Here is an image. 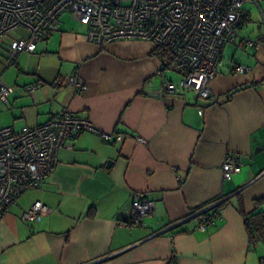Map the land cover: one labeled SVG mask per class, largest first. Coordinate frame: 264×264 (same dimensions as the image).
I'll return each mask as SVG.
<instances>
[{
  "label": "crops",
  "instance_id": "obj_1",
  "mask_svg": "<svg viewBox=\"0 0 264 264\" xmlns=\"http://www.w3.org/2000/svg\"><path fill=\"white\" fill-rule=\"evenodd\" d=\"M245 10L207 99L191 91L156 97L165 58L153 43L96 45L87 41L86 25L62 21L67 12L58 30L43 32L13 65L6 64L10 40L27 32L15 29L0 40V80L14 87L0 102V127L36 126L67 108L101 132L123 136L105 143L86 131L59 149L53 173L0 219V264H264V237L250 242L246 224L264 211V41L240 45L241 37L262 32L261 22L256 30L247 25ZM235 63L250 69L235 72ZM75 67L84 92L68 82ZM38 81L35 91L24 90ZM228 155L241 167L226 179ZM134 193H145L154 208L127 225ZM36 200L50 212L24 220ZM205 210L213 220L200 230L194 215Z\"/></svg>",
  "mask_w": 264,
  "mask_h": 264
},
{
  "label": "built area",
  "instance_id": "obj_2",
  "mask_svg": "<svg viewBox=\"0 0 264 264\" xmlns=\"http://www.w3.org/2000/svg\"><path fill=\"white\" fill-rule=\"evenodd\" d=\"M264 0H0V40L15 29L27 32L10 40L7 65H13L21 52H33L43 32L59 29V17L67 12L72 19L86 25L87 41L104 46L113 41L144 40L156 48H165L172 56L171 63L157 71L160 77L156 97L191 91L196 98H212L211 81L227 44L239 37L246 14L245 5L251 3L261 14L262 32L255 37H241L242 47H259L264 41ZM180 74L177 81L167 78L164 70ZM250 68L234 64L235 72ZM68 82L76 92L87 89L75 67ZM43 83L26 85L31 93ZM14 90L0 80V102ZM202 113V110H199ZM92 132L105 143L121 142L119 133L101 132L92 122L63 108L36 126L0 127V219L9 207L26 191L40 188L43 179L51 175L58 164V151L71 147L70 141L83 132ZM140 142L146 143L142 138ZM240 162L226 156L221 169L224 178L240 171ZM127 225H138L152 213L154 203L145 193H134ZM51 208L40 200L34 201L24 212L26 221H40ZM198 228L205 230L213 217L206 210L196 213ZM168 228L163 231H168Z\"/></svg>",
  "mask_w": 264,
  "mask_h": 264
},
{
  "label": "trees",
  "instance_id": "obj_3",
  "mask_svg": "<svg viewBox=\"0 0 264 264\" xmlns=\"http://www.w3.org/2000/svg\"><path fill=\"white\" fill-rule=\"evenodd\" d=\"M247 16L248 15L245 14L243 18L244 21L247 20ZM155 53L162 58H165L164 65H166V67L171 63L172 56L165 48H156ZM246 224L250 242L254 239L264 237V211H257L252 213L249 217H246Z\"/></svg>",
  "mask_w": 264,
  "mask_h": 264
},
{
  "label": "rangeland",
  "instance_id": "obj_4",
  "mask_svg": "<svg viewBox=\"0 0 264 264\" xmlns=\"http://www.w3.org/2000/svg\"><path fill=\"white\" fill-rule=\"evenodd\" d=\"M261 5H262V7H264V1L261 2ZM245 8L250 13V17H249L250 20L247 21V25H249V27H251L252 29L256 30V28L258 27V25L260 24L261 19H262L261 14L259 13V11L257 10V8L254 4L249 3V4L245 5ZM61 19H62V21H66L68 23H76L75 21H73L71 15H69L68 13L64 14V16ZM16 32H22V30L17 29ZM2 77L3 76L0 73V79Z\"/></svg>",
  "mask_w": 264,
  "mask_h": 264
},
{
  "label": "water",
  "instance_id": "obj_5",
  "mask_svg": "<svg viewBox=\"0 0 264 264\" xmlns=\"http://www.w3.org/2000/svg\"><path fill=\"white\" fill-rule=\"evenodd\" d=\"M110 164V161L108 162V165Z\"/></svg>",
  "mask_w": 264,
  "mask_h": 264
}]
</instances>
